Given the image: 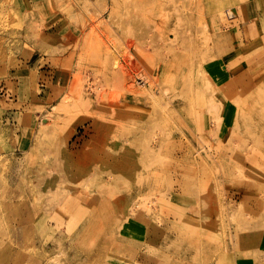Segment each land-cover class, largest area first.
Returning a JSON list of instances; mask_svg holds the SVG:
<instances>
[{
	"label": "rangeland",
	"instance_id": "374dc122",
	"mask_svg": "<svg viewBox=\"0 0 264 264\" xmlns=\"http://www.w3.org/2000/svg\"><path fill=\"white\" fill-rule=\"evenodd\" d=\"M16 184L44 222L16 264L102 239L134 264L154 229L175 245L156 264H264V0H0V195Z\"/></svg>",
	"mask_w": 264,
	"mask_h": 264
},
{
	"label": "bare ground",
	"instance_id": "6f19581e",
	"mask_svg": "<svg viewBox=\"0 0 264 264\" xmlns=\"http://www.w3.org/2000/svg\"><path fill=\"white\" fill-rule=\"evenodd\" d=\"M204 26H205V24H204ZM189 28H191V27H189ZM202 30H203V28H202ZM57 153H55V154H57ZM59 163H60V161H59ZM74 171H75V169H74ZM12 174H11V177H12ZM16 178H18L17 175H16ZM39 182H41V181H39ZM36 184L38 185V183H36ZM59 184H60V182H59ZM57 188H59V187H57ZM18 189H19L18 184L14 185L13 187L10 185H7L3 188L2 195H0V208H2V211L4 212L5 218L8 220L7 229H8V233H9V238H11L10 248H8V247L5 248L3 242L0 240V264H16L18 257H19L16 249L20 244H23V242L25 241V239H24V235H25L24 229L25 228H30L33 230L36 229L37 231L39 229H44L43 218L42 219L38 218L36 221L32 222L31 224L30 223L27 224V222L29 221L28 216L30 214H33L35 212H36V215L39 214V209H38L39 206H37L36 202H32V201L36 200L35 197L37 195L36 194H34L36 196H33V194L25 195V196L21 195V197H18V196H15V194H14L15 191ZM64 189H65V187H64ZM62 195H63V193H62ZM27 197H29V198L32 197V199H29ZM55 210L57 212L62 213V210H67V209L59 207L58 209H55ZM134 225L136 226V224H134L133 222H129V223H127V225H125L124 229H122V231H121V235H120L121 237L118 238L117 243L124 241L126 239L134 238L135 236H137V234L140 231H139V229H135ZM0 226H1V222H0ZM97 230H98L97 228L96 229L94 228L92 230V232H95ZM110 232L113 235L112 230H110ZM47 241L48 240H44L42 242L43 247H45V245L48 246L51 244V243L48 244ZM144 241L146 244L143 245L144 250L142 252L145 254V257L143 256V258H139V256L136 255V257L134 259V264H141L143 262H146L147 264H150V263L156 264L153 261L154 255H156L157 257H160V256L164 257V255L167 256L166 252L172 250L173 246H175L174 243L172 242V235H171V231L169 229H162V230L161 229L160 230L154 229L153 232L150 234V236L147 237V235H146V238L144 239ZM154 243H157L159 245L158 251H155L152 248V245ZM81 245H82L81 248L86 251L87 256L90 255L88 260L87 261L86 260L85 261L80 260L78 262L72 261V262L67 263V264H118L119 263L117 261L118 256L116 255V252L109 247V245L107 244V240L105 241V239H102V243L98 244V246L94 247V248H92L93 245H86V244H82V243H81ZM104 257H106V259L102 260V258H104ZM24 258L25 257H23L22 259H24ZM184 259H185V257L184 258L182 257V259H180V260L166 261V263L168 262V263H173V264H187V261ZM29 261L30 260L28 258L24 260V262L26 264ZM162 261L165 262V259L163 258ZM33 264H35V263L33 262ZM46 264H50V263H46ZM55 264H57V263H55Z\"/></svg>",
	"mask_w": 264,
	"mask_h": 264
}]
</instances>
